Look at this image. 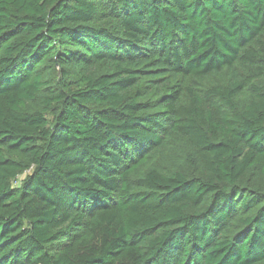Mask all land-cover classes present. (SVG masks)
<instances>
[{
  "label": "trees",
  "instance_id": "16d2710c",
  "mask_svg": "<svg viewBox=\"0 0 264 264\" xmlns=\"http://www.w3.org/2000/svg\"><path fill=\"white\" fill-rule=\"evenodd\" d=\"M0 264H264V0H0Z\"/></svg>",
  "mask_w": 264,
  "mask_h": 264
}]
</instances>
